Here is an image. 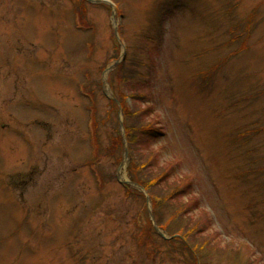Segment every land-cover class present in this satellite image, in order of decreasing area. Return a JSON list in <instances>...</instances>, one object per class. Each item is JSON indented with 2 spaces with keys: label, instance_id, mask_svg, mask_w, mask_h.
<instances>
[{
  "label": "rangeland",
  "instance_id": "1",
  "mask_svg": "<svg viewBox=\"0 0 264 264\" xmlns=\"http://www.w3.org/2000/svg\"><path fill=\"white\" fill-rule=\"evenodd\" d=\"M0 264H264V0H0Z\"/></svg>",
  "mask_w": 264,
  "mask_h": 264
},
{
  "label": "trees",
  "instance_id": "2",
  "mask_svg": "<svg viewBox=\"0 0 264 264\" xmlns=\"http://www.w3.org/2000/svg\"><path fill=\"white\" fill-rule=\"evenodd\" d=\"M118 102L121 103V100ZM114 103V102H111ZM123 111V127H124V133H125V139H126V144H127V148L132 150V146L134 143V138H135V131L137 132H152L153 129H151V124H147L145 121L142 122L140 121V118H138L137 116H139L140 112L138 109H136L135 111H132L129 109V107H123L122 108ZM134 113V116H132ZM132 118V125L130 123H127L128 121H130ZM148 133V134H149ZM119 141L121 143L122 141V137L118 136V141L116 140V143H118L119 146ZM131 155V154H130ZM137 158L132 157L131 158L128 157V164H127V171H128V175L131 179V183L136 184L138 186H140L144 191L147 192V194H149L151 200L156 204V203H162L164 202V200H170L171 197V193L172 190H167L165 192V194H163V196L160 197V192H158V185L160 180L162 179V173L158 172V174H156L155 176H151V172L149 171L148 173V160L150 159L149 157L146 159V161H143L142 159L139 158L138 162L136 160ZM137 164H136V163ZM135 171L139 172V178H141L140 180H137L135 177ZM153 175V174H152ZM143 177H144V181H143ZM126 188V187H125ZM173 192L174 189H173ZM155 200H159L160 202H156ZM186 226V223L185 225ZM183 228V227H181ZM186 228V227H185ZM185 239H188V241L192 242V231H186V233L184 234ZM197 242V239H196ZM184 243H187L189 245V247L192 245L195 247L194 249H196V247L202 246V244L198 241V245L196 243H193L192 245L189 244V242H187L186 240H184ZM200 251L197 250L196 253H199Z\"/></svg>",
  "mask_w": 264,
  "mask_h": 264
},
{
  "label": "water",
  "instance_id": "3",
  "mask_svg": "<svg viewBox=\"0 0 264 264\" xmlns=\"http://www.w3.org/2000/svg\"><path fill=\"white\" fill-rule=\"evenodd\" d=\"M120 126H121V123H120ZM121 128H122V126H121ZM126 153H127V150L125 149V156H126Z\"/></svg>",
  "mask_w": 264,
  "mask_h": 264
}]
</instances>
